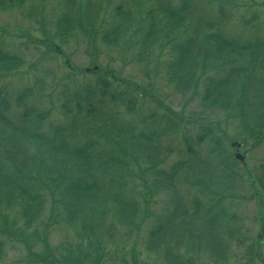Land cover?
I'll return each instance as SVG.
<instances>
[{"label": "trees", "instance_id": "obj_1", "mask_svg": "<svg viewBox=\"0 0 264 264\" xmlns=\"http://www.w3.org/2000/svg\"><path fill=\"white\" fill-rule=\"evenodd\" d=\"M28 1L0 0V9ZM131 5L150 6L149 17L137 23ZM107 6V0H62L54 34L24 36L48 50L80 38L92 45L97 37L108 48L123 47L143 73L149 75L154 63L179 94L190 99L200 94L205 107L235 119L237 131L231 137L220 124L202 125L190 139L176 116L147 109L154 93L113 71L68 95L59 124L50 110L29 104L33 89L26 88L12 105L3 87L0 231L26 235L35 264H103L111 246L134 238L129 254L137 264L136 245L151 219L143 244L157 264H205L206 256L213 264H229V242L246 238L233 207L253 200L261 230L245 264H264V162L251 169L236 159L242 146L264 148L259 16H242L235 0H130ZM236 17L242 28L233 34L229 25ZM23 62L0 49V78L17 74ZM177 138L181 143L175 148ZM174 154L178 159L171 162ZM57 225L74 232L77 243L63 245L61 260L47 247L49 230ZM36 241L45 244L42 254L31 252ZM3 252L0 241V260Z\"/></svg>", "mask_w": 264, "mask_h": 264}, {"label": "rangeland", "instance_id": "obj_2", "mask_svg": "<svg viewBox=\"0 0 264 264\" xmlns=\"http://www.w3.org/2000/svg\"><path fill=\"white\" fill-rule=\"evenodd\" d=\"M85 1V0H83ZM110 1V3H108ZM178 0H176L177 3ZM130 0H107L108 8L114 9L117 4H128ZM236 11L242 16H252L256 12L260 18L262 33L264 34V0H235ZM150 6L140 8L131 5V10L137 21L149 17L148 9ZM246 7V8H245ZM241 9V10H240ZM240 10V12H239ZM63 13L62 0H29L22 7L15 9H0V49L5 53L19 56L24 60L23 65L17 74L0 78V90L5 87L4 91L8 93V100L12 105L15 104L16 96L23 92L26 88L34 91V96L30 99L29 104L38 105L43 110L52 112V121L55 124L61 123L63 120L60 112V106L67 101V96L80 91L86 85L94 86L98 78H105L106 71H113L118 77L139 86L142 90L146 89L154 93L153 98H149L151 102L147 104V109H162V114L174 115L179 121L182 133L189 137L195 136L202 125H217L224 129L228 128L231 137L234 135L237 126L235 119L226 118V112L209 109L202 104L200 94L197 97H185L179 94L173 85L169 84L161 73V68L155 69L153 63L149 67V75L142 72L143 66L138 65L133 59L132 52L125 50L123 47L108 48L100 42L97 37L96 42L90 45L89 40L74 39L67 44H59L58 49H49L42 45L29 42L28 34L33 39L42 38L41 32L48 31L55 33V23ZM238 18L229 25L232 33L238 34L241 28ZM24 34L27 36L25 37ZM30 36V37H31ZM81 37V36H79ZM63 51V52H62ZM62 53V54H61ZM66 60L69 63L66 64ZM95 67L97 69H95ZM88 72L89 74H86ZM121 89L123 87L115 85ZM160 108V109H159ZM145 110V109H144ZM173 117V116H172ZM228 121V122H227ZM182 133L178 132V134ZM175 139V148H178L181 141ZM243 147V146H242ZM240 148V154L245 156V163L251 169H256L264 162V148L260 147L256 150L251 146ZM205 150V146H203ZM236 153V151H233ZM178 159V155L171 157V162ZM233 213L241 218L238 227L242 236L235 238L229 242V254L227 255L229 264H245L247 261L245 255L252 242L259 237L261 230L260 224L256 219L260 217L256 201H243L233 207ZM48 214L45 213V217ZM152 226V220L146 221L145 227L141 232V237L137 243V264H157L154 259H150L144 247V240L148 228ZM19 231V230H17ZM42 232V230H40ZM26 237V235H24ZM23 235L11 236L0 231V241L3 244L4 252L0 264H35L29 260V251L26 247L27 239ZM248 236V239H247ZM48 245L54 255L58 259H62L66 254L63 245L72 244L75 247V234L65 229L64 225L50 228L47 238ZM239 241H241L239 243ZM121 244V243H120ZM134 245V238L129 240L125 245L119 247L111 246V254L106 257L103 264H134L133 258L129 254ZM45 244L36 241L32 245L31 252L42 254ZM264 258V242L260 246ZM259 246H255L253 250L260 251ZM83 251V250H82ZM127 263H123V257ZM206 258L207 263L213 264L210 257ZM259 262V261H258ZM261 264V263H259Z\"/></svg>", "mask_w": 264, "mask_h": 264}, {"label": "water", "instance_id": "obj_3", "mask_svg": "<svg viewBox=\"0 0 264 264\" xmlns=\"http://www.w3.org/2000/svg\"><path fill=\"white\" fill-rule=\"evenodd\" d=\"M233 146H236V144H234ZM236 159L239 160V161L244 162V157L240 153H236Z\"/></svg>", "mask_w": 264, "mask_h": 264}]
</instances>
